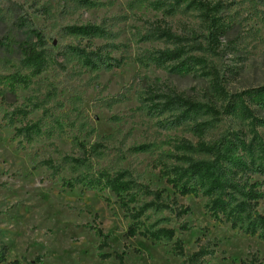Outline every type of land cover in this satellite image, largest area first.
<instances>
[{"label": "rangeland", "instance_id": "rangeland-1", "mask_svg": "<svg viewBox=\"0 0 264 264\" xmlns=\"http://www.w3.org/2000/svg\"><path fill=\"white\" fill-rule=\"evenodd\" d=\"M209 1L224 7L226 33L217 54L208 47L199 12L187 3L177 6L175 0H0V245L9 248V262L120 264L115 255L126 252L125 264H185L176 256L173 242L128 239L130 220L109 190L63 188V181L73 174L66 168L53 174L43 162L51 158L66 166L64 157L80 156L78 143H99L103 148L91 161L92 174L128 171L152 190L174 196L161 170L176 163L180 141L196 145L198 140L191 125L172 128L170 114L149 108L146 93L152 88L173 91L217 108L225 103L213 92L211 79L200 72L175 74L173 62L166 66L149 62L150 54L175 47L153 31L169 29L185 38L189 48L202 45L204 50L194 51L193 56L204 58L231 94L264 86V0ZM16 17L31 20L55 53L89 44L67 36L66 27L99 26L106 35L92 45L105 47V55L123 64L111 71H91L70 53L13 94L4 78L28 72L19 50L5 51L1 41L8 35L32 40L26 30L15 32ZM17 110L26 111L27 117L13 113ZM259 116L264 118V113ZM27 122L42 127L31 144L15 135V129ZM228 130L251 136L252 126L224 116L207 140ZM259 133L264 135V129ZM179 202L191 213L171 227L184 242L187 258L201 244H209L208 264H250L253 259L264 264V239L214 222L201 196ZM259 210L264 215V202ZM183 223L190 231L179 229ZM96 229L108 238L109 247L103 251ZM102 254L112 258L103 260Z\"/></svg>", "mask_w": 264, "mask_h": 264}, {"label": "trees", "instance_id": "trees-1", "mask_svg": "<svg viewBox=\"0 0 264 264\" xmlns=\"http://www.w3.org/2000/svg\"><path fill=\"white\" fill-rule=\"evenodd\" d=\"M175 4L187 3L189 8L199 12L202 24L208 32V47L217 54L221 47V38L226 33L223 20V4L209 0H175ZM16 17L12 27L15 32L26 30L32 40L20 41L8 35L1 46L5 51L15 48L19 50L22 65L27 74L13 73L4 78L13 94L19 87H29L34 78L44 73L51 63L59 64L58 57H67L72 53L79 62L91 71H111L122 66V61L105 55V47H94L92 41L106 35L99 26H70L64 29L67 36L87 41L82 47L67 46L55 53L46 42V37L36 29L28 19ZM156 30V31H155ZM153 34L173 43V49H166L150 54L149 62L157 66H166L173 62L171 68L175 74H197L211 79L213 92L225 105L217 108L210 104H201L173 91L157 92L153 88L146 93L145 102L157 114H170L173 118L169 126L179 128L189 124L194 137L198 140L194 145L188 140L180 141L175 155L176 163L161 170L162 179L174 190V196L166 195L165 190L154 191L149 185L136 179L128 171L114 174L108 172L91 173V161L101 154L103 146L95 143L88 146L78 143L80 156L64 157L66 166H62L49 158L43 166L53 174H59L65 168L73 174V178L63 181V188L73 189L82 186L88 191L109 190L116 198L120 208L126 213L130 225L126 237L142 238L156 243L168 242L174 245L176 256L184 259L185 264H208L207 257L212 253L209 244H201L198 251L186 257L184 242L178 237L175 228L171 227L191 213V208L179 202V198L203 197L206 199V211L217 223L227 224L233 230L245 235L264 239V215L260 205L264 202V86L249 89L238 94L229 93L224 86L220 74L202 57L193 56L194 51L202 52L203 46L189 48L185 38L178 37L171 30L156 28ZM13 34H15L13 32ZM13 113L27 117L26 111ZM224 116H233L252 126L249 135L240 131L228 130L214 140L207 137L217 130ZM166 127V126H165ZM42 134L39 122H27L15 129L18 138L33 143ZM183 232L190 231V226L183 223L179 228ZM101 240L99 251L109 247L107 236L96 229ZM9 248L0 245V264H22L19 261H8ZM126 252L116 254L120 264H125ZM112 258L110 254H102L101 259ZM250 264H260L253 259Z\"/></svg>", "mask_w": 264, "mask_h": 264}]
</instances>
